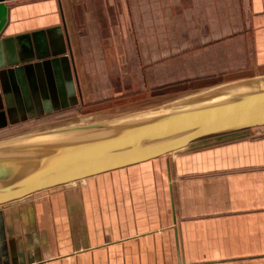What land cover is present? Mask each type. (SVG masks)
<instances>
[{"label":"crops","instance_id":"crops-1","mask_svg":"<svg viewBox=\"0 0 264 264\" xmlns=\"http://www.w3.org/2000/svg\"><path fill=\"white\" fill-rule=\"evenodd\" d=\"M175 2L214 26L212 35L248 36L264 66V0ZM4 3L0 135L57 112L28 116L27 107L61 105L59 90L82 100L86 58L126 59L137 49L130 0ZM230 15L240 20L229 24ZM119 63L94 72H130ZM254 130L1 207L0 264H264V134Z\"/></svg>","mask_w":264,"mask_h":264},{"label":"water","instance_id":"water-1","mask_svg":"<svg viewBox=\"0 0 264 264\" xmlns=\"http://www.w3.org/2000/svg\"><path fill=\"white\" fill-rule=\"evenodd\" d=\"M4 1L0 0V32L8 10ZM56 93L51 91L53 98ZM58 93L60 109L76 103L73 88ZM260 127H264V74L149 109L11 136L0 140V208L136 169L195 148L210 137Z\"/></svg>","mask_w":264,"mask_h":264},{"label":"rangeland","instance_id":"rangeland-1","mask_svg":"<svg viewBox=\"0 0 264 264\" xmlns=\"http://www.w3.org/2000/svg\"><path fill=\"white\" fill-rule=\"evenodd\" d=\"M130 1L137 47L132 51L133 56L86 58L83 77L87 86L82 91V100L49 118L34 119L4 131L0 140L82 120L95 121L149 109L229 81L264 73V66L258 65V60L252 56L248 36L233 32L227 37L212 35L210 29L214 26L196 24L197 16L195 20L186 16L185 4L175 2L172 7L170 0L166 6L160 5L158 0ZM218 13L215 11L212 18L220 19ZM238 20L230 15L227 22ZM229 27L234 30V26ZM229 27L227 31L231 30ZM124 60L128 64L123 68L130 72H94L103 67L113 69L114 63ZM60 108L57 103L31 106L27 114L36 116ZM254 129V136L264 134L258 133L264 128L262 131L261 127Z\"/></svg>","mask_w":264,"mask_h":264},{"label":"trees","instance_id":"trees-1","mask_svg":"<svg viewBox=\"0 0 264 264\" xmlns=\"http://www.w3.org/2000/svg\"><path fill=\"white\" fill-rule=\"evenodd\" d=\"M73 106H74V105H72V106H70V107H73ZM70 107H67V108H65V109H62V110L57 111V112H55V113H51V114H48V115L41 116V117H39L38 119L49 118V117H51L53 114H56V113H59V112L65 111L66 109H68V108H70Z\"/></svg>","mask_w":264,"mask_h":264},{"label":"bare ground","instance_id":"bare-ground-1","mask_svg":"<svg viewBox=\"0 0 264 264\" xmlns=\"http://www.w3.org/2000/svg\"><path fill=\"white\" fill-rule=\"evenodd\" d=\"M161 104V103H160ZM145 109V108H144ZM128 112H130V111H128ZM116 116V115H115ZM78 119V118H77ZM76 120V119H75ZM84 122H90V121H88V120H82V121H80L79 123H84ZM64 125V124H63ZM61 126V125H60ZM53 127V126H52Z\"/></svg>","mask_w":264,"mask_h":264},{"label":"flooded vegetation","instance_id":"flooded-vegetation-1","mask_svg":"<svg viewBox=\"0 0 264 264\" xmlns=\"http://www.w3.org/2000/svg\"><path fill=\"white\" fill-rule=\"evenodd\" d=\"M60 110H62V109H60ZM60 110H57V111H60ZM53 111H54V110H53ZM53 111H52V112H53Z\"/></svg>","mask_w":264,"mask_h":264},{"label":"built area","instance_id":"built-area-1","mask_svg":"<svg viewBox=\"0 0 264 264\" xmlns=\"http://www.w3.org/2000/svg\"><path fill=\"white\" fill-rule=\"evenodd\" d=\"M258 133H263V131L262 132H258Z\"/></svg>","mask_w":264,"mask_h":264}]
</instances>
